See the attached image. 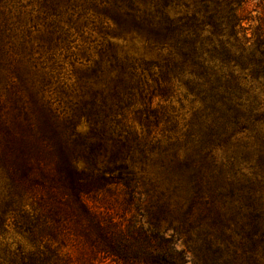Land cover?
<instances>
[{"label": "trees", "instance_id": "1", "mask_svg": "<svg viewBox=\"0 0 264 264\" xmlns=\"http://www.w3.org/2000/svg\"><path fill=\"white\" fill-rule=\"evenodd\" d=\"M84 3L158 58L107 43L73 71L69 115L38 99L3 135L0 230L27 243L0 264H181L192 233L210 264H264V0ZM111 185L143 197L147 227L86 203Z\"/></svg>", "mask_w": 264, "mask_h": 264}, {"label": "rangeland", "instance_id": "2", "mask_svg": "<svg viewBox=\"0 0 264 264\" xmlns=\"http://www.w3.org/2000/svg\"><path fill=\"white\" fill-rule=\"evenodd\" d=\"M84 7V0H0V141L7 131L16 134L25 129L24 114L35 115L38 99L61 117L69 115L66 94L74 87L73 71L86 57H97L100 47L107 43L120 54L145 60L158 58L155 50L137 39L105 34L111 28L106 19ZM164 105L173 107L181 127L190 114L189 99L178 93ZM75 120L77 131L86 132L85 121ZM2 186L0 179V192ZM84 199L90 206L114 212L125 222L135 220L147 227L143 197L136 195L128 204L119 186L93 190ZM5 223L0 230L1 259L14 257L27 243L11 218ZM196 236L174 235L173 249L182 251L181 264H210L200 249L202 241L195 242Z\"/></svg>", "mask_w": 264, "mask_h": 264}]
</instances>
